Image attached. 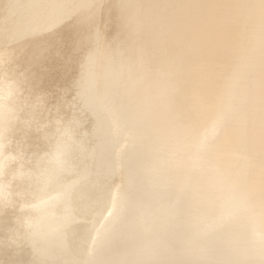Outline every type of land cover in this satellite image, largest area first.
Returning a JSON list of instances; mask_svg holds the SVG:
<instances>
[{
  "label": "bare ground",
  "instance_id": "6f19581e",
  "mask_svg": "<svg viewBox=\"0 0 264 264\" xmlns=\"http://www.w3.org/2000/svg\"><path fill=\"white\" fill-rule=\"evenodd\" d=\"M0 264H264V0H0Z\"/></svg>",
  "mask_w": 264,
  "mask_h": 264
}]
</instances>
